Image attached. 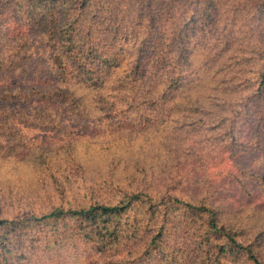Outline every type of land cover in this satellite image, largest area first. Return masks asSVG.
Masks as SVG:
<instances>
[{
	"label": "trees",
	"instance_id": "1",
	"mask_svg": "<svg viewBox=\"0 0 264 264\" xmlns=\"http://www.w3.org/2000/svg\"><path fill=\"white\" fill-rule=\"evenodd\" d=\"M124 133L153 150L108 197L0 187V264H264L234 213L264 206V0H0V168Z\"/></svg>",
	"mask_w": 264,
	"mask_h": 264
},
{
	"label": "rangeland",
	"instance_id": "2",
	"mask_svg": "<svg viewBox=\"0 0 264 264\" xmlns=\"http://www.w3.org/2000/svg\"><path fill=\"white\" fill-rule=\"evenodd\" d=\"M1 16L3 19L4 16ZM247 29L248 28H246V30ZM240 30L241 28L235 29L236 33ZM102 129H104V127ZM149 132L151 134V131ZM126 134L127 133L123 134L124 138L121 142L122 144L113 148L103 146L99 142H96L97 140H90L88 136H81L70 142L65 139L54 141L52 146H57L59 149L56 154H53V156L51 155L54 169L49 173H45L43 176L33 172L30 164L28 166V163L20 166L16 171H11L10 162L6 161L3 167L0 168V187L11 185L12 188H17L22 184L27 191L32 193L31 195H26L29 197L28 201L35 200L37 205L41 204V202L45 203L50 200L53 203L62 204L87 202L95 200L99 198V196L100 198L108 197L110 190L105 183H103L104 180L109 178L108 175L112 174L117 180V184H121V178H125L121 176L124 165L123 161L130 160V162L133 163H145V158L150 157L151 151L153 150L147 147L146 144L142 147L141 145L138 146L136 142L128 144L127 147H123ZM97 138L98 141H101L100 136ZM57 144L60 146L64 144L67 145H65L66 147L63 149L62 147L59 148ZM65 158L68 160L73 158L76 162L74 161L70 165L65 164ZM119 161L121 163L111 166L113 162ZM148 161L150 162V160ZM57 163L58 165H55ZM70 168H73L75 171L71 172ZM129 170L130 168L128 171ZM56 180L58 184H55ZM61 182H63L61 188L57 189ZM93 182H97L98 185L95 186L94 192L91 194L89 187L94 184ZM122 183L125 184L127 182ZM24 198L26 201L25 196ZM234 213H237L239 219L244 222L242 225L251 226L252 230L257 227L258 222L261 226L264 224V206L258 207L255 203H251L247 204L242 212L234 211ZM94 261L95 258L87 262L85 255H78L68 258L65 264H93Z\"/></svg>",
	"mask_w": 264,
	"mask_h": 264
}]
</instances>
